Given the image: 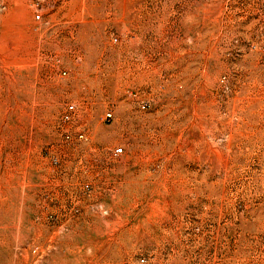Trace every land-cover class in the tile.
I'll use <instances>...</instances> for the list:
<instances>
[{"label": "rangeland", "instance_id": "obj_1", "mask_svg": "<svg viewBox=\"0 0 264 264\" xmlns=\"http://www.w3.org/2000/svg\"><path fill=\"white\" fill-rule=\"evenodd\" d=\"M0 264H264V0H0Z\"/></svg>", "mask_w": 264, "mask_h": 264}, {"label": "built area", "instance_id": "obj_2", "mask_svg": "<svg viewBox=\"0 0 264 264\" xmlns=\"http://www.w3.org/2000/svg\"><path fill=\"white\" fill-rule=\"evenodd\" d=\"M39 16V15H37ZM73 108L72 104L68 105V109H66V111L63 112L62 117L63 119H68L69 118V111H71V109ZM111 116V112L110 111H106V113L104 114L105 119H109ZM79 137H84V133L83 132H79ZM121 147H116V149L114 150L115 153L121 151Z\"/></svg>", "mask_w": 264, "mask_h": 264}]
</instances>
